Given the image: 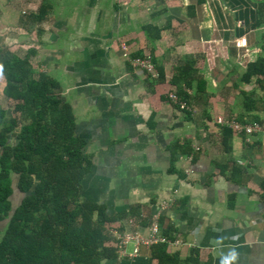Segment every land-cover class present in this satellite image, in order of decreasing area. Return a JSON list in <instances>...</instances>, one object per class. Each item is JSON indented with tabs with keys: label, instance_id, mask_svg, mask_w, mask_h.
Segmentation results:
<instances>
[{
	"label": "crops",
	"instance_id": "0c3cea01",
	"mask_svg": "<svg viewBox=\"0 0 264 264\" xmlns=\"http://www.w3.org/2000/svg\"><path fill=\"white\" fill-rule=\"evenodd\" d=\"M0 48L30 51L71 104L92 162L81 198L144 236L156 220L175 264H264V139L216 120L264 126V0H0ZM146 56L158 77L134 67ZM190 60L207 93L186 87L182 110L167 93ZM105 244L101 264H160L154 244Z\"/></svg>",
	"mask_w": 264,
	"mask_h": 264
},
{
	"label": "trees",
	"instance_id": "16d2710c",
	"mask_svg": "<svg viewBox=\"0 0 264 264\" xmlns=\"http://www.w3.org/2000/svg\"><path fill=\"white\" fill-rule=\"evenodd\" d=\"M48 9L49 3L41 5L39 20ZM30 55L0 48L2 94L14 102L6 108L0 100V264H101L117 257L105 244L113 237L119 250L112 230H126L116 223L120 215L81 198L82 181L92 168L85 140L76 135L74 111L59 94L58 80L47 73L36 76ZM194 64L179 66L171 80L181 98L173 103L182 110H192L195 102L187 88L199 96L196 101L207 93L208 81ZM153 250L160 264H175L165 244H154Z\"/></svg>",
	"mask_w": 264,
	"mask_h": 264
},
{
	"label": "built area",
	"instance_id": "2783aa9c",
	"mask_svg": "<svg viewBox=\"0 0 264 264\" xmlns=\"http://www.w3.org/2000/svg\"><path fill=\"white\" fill-rule=\"evenodd\" d=\"M238 44L240 45H246V38L242 37L241 39H239L237 41ZM151 56H146L144 58H137L134 60L135 65L139 66L140 68H143L144 70H146L152 77H158L159 76V71L157 70L154 62L151 60ZM167 95L170 97L168 98L169 100L173 101V102H178L181 101V99H179V96L177 95L176 92L174 91H169L167 93ZM186 104V102L182 103V107H184ZM222 123L224 122H228V124H230L229 126H231L235 131L237 132H246L248 134H254V133H260L262 138L264 139V126L256 123V122H249V123H241L237 120L231 119V120H226L225 118H223V120H221ZM157 218V216H156ZM114 235L119 239V252L122 255H130L132 256V253H128L127 251V247L129 245V243H136L135 247H134V255H137L140 252V247L142 245H152L154 243H156L157 241H159L160 239L156 236V233L158 231V225H157V221L155 220L153 222L152 225V235L154 234V236H148V235H143L142 233L135 231V232H120L117 229H113L112 230ZM115 231H117L118 233L122 234V235H117L115 233ZM137 232V233H136Z\"/></svg>",
	"mask_w": 264,
	"mask_h": 264
},
{
	"label": "rangeland",
	"instance_id": "374dc122",
	"mask_svg": "<svg viewBox=\"0 0 264 264\" xmlns=\"http://www.w3.org/2000/svg\"><path fill=\"white\" fill-rule=\"evenodd\" d=\"M246 38V37H245ZM122 44V43H121ZM245 46V45H244ZM4 47H6V46H4ZM144 70V69H143ZM1 98H0V100L2 101V103H3V106L4 107H6V108H12L13 107V105H14V102L12 101V100H9V99H5L4 98V96H3V94H1V96H0ZM223 116H218V117H216V120L218 121V123L219 124H221L222 125V122H221V120H223ZM77 135V134H76ZM188 172H191L190 171V169L188 168ZM19 198L20 197H18V198H16L15 199V201H14V204H16V202H18L19 201ZM166 201H163V205L162 206H167L166 204ZM128 220V219H127ZM130 223V222H129ZM130 229H126V232H128ZM152 231V230H151ZM129 232H135V231H129ZM158 232V231H157ZM115 233L119 236V235H122V234H120V233H118L117 231H115ZM137 233V232H136ZM130 244V243H129ZM135 245H136V243L134 242L133 243V247H135ZM142 246H144V245H142ZM148 246V245H147ZM141 248V247H140ZM119 251V250H118ZM127 251H128V249H127ZM128 253H131L130 251H128ZM120 255H121V253H120ZM125 256H128V255H125Z\"/></svg>",
	"mask_w": 264,
	"mask_h": 264
}]
</instances>
